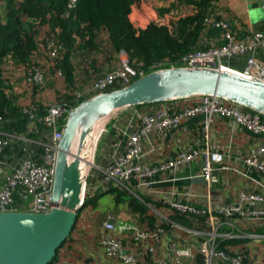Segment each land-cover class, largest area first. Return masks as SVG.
<instances>
[{
  "label": "trees",
  "instance_id": "16d2710c",
  "mask_svg": "<svg viewBox=\"0 0 264 264\" xmlns=\"http://www.w3.org/2000/svg\"><path fill=\"white\" fill-rule=\"evenodd\" d=\"M217 1L172 0L170 6L165 8L154 6L151 0H76L73 5H70L71 0H0L2 122L21 119L32 113H45L53 105L72 110L95 95L85 92L97 79L118 66L123 51L132 65L144 74L157 69L156 65L160 63L167 66L179 63L194 49L200 48L205 29L210 25L207 20L213 18ZM51 42L57 47L56 57L51 55ZM36 71L42 73V82L29 80V75ZM25 75L24 82L19 80ZM124 86L123 83H115L108 91ZM157 103L162 102L138 106ZM67 116L68 112H65ZM106 194L113 195L116 205L124 203L135 216L138 215L135 219L138 220L137 225L145 230L161 226L166 232L172 223H176L187 229L200 228L210 233L213 230L212 220L241 218L237 215L227 217L216 211L192 214L173 208L172 213L168 214L171 222L149 211L148 205L152 203L147 198L140 201L134 195L126 197L128 191L120 187H110L96 194L86 192L71 235L49 264L64 262L65 257L70 262L80 261L75 256L82 257L84 264H103L107 258L126 264L120 258L106 254L102 244L105 235L122 237L124 246L128 243L135 250L137 248L138 252H134L125 246L136 256L137 264L141 260L154 264L153 255L135 241L133 231L117 234L116 231L105 230L104 223L109 220L104 212L107 207L104 211L96 209L99 199ZM163 205L159 200L152 206L161 208ZM88 208L93 212H85ZM83 211L90 222L100 226L99 233L92 234L90 229H84L81 218ZM256 229L264 233L262 220ZM184 232L202 244V235ZM242 241L247 240H238ZM217 243L218 248L228 256L241 255L242 264L250 263L252 258L247 247L235 251L228 241L218 237ZM63 249H66L65 253ZM158 249L156 257H160ZM195 260L196 264L204 263L201 248L195 253ZM224 264L231 263L226 261Z\"/></svg>",
  "mask_w": 264,
  "mask_h": 264
},
{
  "label": "crops",
  "instance_id": "0c3cea01",
  "mask_svg": "<svg viewBox=\"0 0 264 264\" xmlns=\"http://www.w3.org/2000/svg\"><path fill=\"white\" fill-rule=\"evenodd\" d=\"M171 1L151 0L154 6L165 8L170 6ZM212 19V22L209 23L210 25L205 29L199 44L200 48L206 49L227 44L229 41L227 33H230L231 37L238 41L244 40L245 36L250 33H262L264 35V0H218ZM218 21L228 23L229 28L225 29L215 26ZM257 55L264 60L263 52H258ZM229 62H231L232 68L239 71H243L248 67L245 57L231 58ZM199 98L200 96L196 95L183 99L163 101L153 105H133L119 109L117 116L113 115L112 117L110 128L106 131L107 134L104 135V139H102V146L100 145L97 150L96 164L105 166L114 156L124 152L129 145L130 136L139 124L140 116L144 111H152L158 108H168L174 111L195 104L199 101ZM43 115V112H39L17 120H6L0 124L1 136L13 135V139L0 152V161L2 163L0 187L5 178L13 174L25 161H35L39 164L44 162L45 145L50 142L52 133L45 126ZM203 118L204 115L199 114L196 117L185 119L180 125L169 129L165 133L155 131L152 134L151 141L145 143L144 151L148 150L149 146L155 150L136 162L155 167L158 163L174 158L182 150L188 149L191 140L200 139L202 136ZM262 140L263 137L261 135L251 133L227 118L220 115L214 117L210 129L209 145L212 150L223 153V164L229 166V169L219 168L217 170L218 181L211 188V201L207 200L208 184L198 176L201 170L200 158L190 166L182 169L156 172L152 177L155 182L148 189L139 188V179L135 175L130 180V187L142 198H147L152 205L161 200L164 204L161 208H153L151 204L149 205L152 210L159 212L157 215H163L162 217L169 221L171 220L168 214L172 213L173 209L171 202L175 201L192 203L197 207L213 212L219 205L235 202L238 194L243 190L264 192V175L262 173L251 170L252 178H249L238 174L233 169H245L243 156L250 149L258 146ZM91 141H93V138ZM91 141H88V145H91ZM197 146L203 148L204 143L200 141ZM110 187L111 185L106 186L99 177H96L89 184L87 192L96 194L104 192ZM28 201L29 197L23 193L21 188H18L15 190L12 200L6 204V210L26 211L28 209ZM111 205L107 207L116 206L115 202ZM114 208L117 209L118 206ZM247 209L248 211L264 209V204L250 203L247 205ZM86 211L88 214L93 212L91 208ZM104 212L107 213L106 219L115 222L117 234L129 231L125 228L130 223L129 219H126V221L121 220L120 216L116 213L113 214V210L108 208ZM132 215L134 219H137L138 215L135 216L133 213ZM261 220L264 223V216L262 215L217 220L219 222L218 238L228 241L230 247L235 251H238L243 246L247 247L252 258L249 264H264V237H249L253 233L264 235V233L258 232L256 229L261 224ZM184 230L198 236L201 234L194 232L203 233L201 236L203 237V242L209 233L203 232L200 228L187 229L184 226L172 223V227L166 229L158 254L165 259L167 264H191L194 261L193 264L197 263L195 253L201 248L203 242L201 244L196 238L185 235L187 233ZM244 239L247 241L238 242V240ZM125 246L130 251L138 252L137 248L135 250L134 246L130 247L128 243ZM175 249L176 252L174 251ZM183 250L190 251V254L180 255V251ZM102 263L121 264L115 259L108 258ZM138 264H146V262L141 260Z\"/></svg>",
  "mask_w": 264,
  "mask_h": 264
},
{
  "label": "built area",
  "instance_id": "2783aa9c",
  "mask_svg": "<svg viewBox=\"0 0 264 264\" xmlns=\"http://www.w3.org/2000/svg\"><path fill=\"white\" fill-rule=\"evenodd\" d=\"M75 2L76 0H71L70 5H73ZM212 20V18L208 19V24ZM215 26L225 29L229 28V24L224 21L216 22ZM227 37L229 39L227 44L206 49L196 48L187 56L183 57L179 63L169 66L165 63H160L156 65L158 68L155 70L174 67L212 68L229 70L242 74L247 78L264 80V60L257 55L258 52L264 53V35L262 33H250L242 41L235 40L231 37L230 33H227ZM50 45L52 46L51 55L56 57L57 47L54 42H51ZM241 57L246 58L248 67L243 71L232 68L231 62H229L231 58ZM143 75H145L144 72L138 71L132 65L127 53L123 51L120 54L118 66L105 76L97 79L85 93L96 95L108 91L115 83H123L127 86L137 79L138 76L141 77ZM33 79L42 82V73L40 71L31 73L29 80ZM199 96V101L195 104L174 111L168 108L144 111L140 116L139 124L130 136L128 147L123 153L114 156L107 165H97L95 162L96 154H94L93 164L86 168L83 163L84 158L80 156L85 183L84 197L88 191L89 184L96 177H99L106 186H116L131 192L133 190L130 187V180L136 175L139 179V188L148 189L155 182L152 177L156 172L182 169L190 166L200 158L201 170L198 176L208 184L209 192L207 193V200L211 201V188L218 181L217 170L219 168L229 169V166L223 164V153L212 150L209 145L211 125L214 117L217 115L227 118L239 124L247 131L263 137L262 142L258 146L250 149L243 156V162L246 166L245 169H233L238 174L249 178H252L250 174L251 170H256L264 175V118L262 114L251 109H245L244 106L230 102L217 95L204 94ZM69 111L62 105H53L44 113V124L52 133L50 142L45 145L44 162L39 164L35 161H25L13 174L5 178L0 187V211L6 210V204L12 200L15 190L18 188H21L23 193L29 197L27 211L49 212L54 207L53 185L59 151L58 145L65 130V121L67 120L65 112ZM33 114H30V116ZM199 114L204 115L202 120V136L200 139L191 140L188 149L182 150L174 158L158 163L155 167L136 162L138 159L149 155V153L155 150L149 146L148 150L144 151L145 143L151 141L152 134L155 131L165 133L169 129L180 125L185 119L196 117ZM1 123L2 117L0 116ZM12 139L13 135L1 136L0 131V152ZM200 141L204 143L203 148L197 146ZM1 165L2 163L0 161V169ZM138 198L144 201L141 196ZM250 203L264 204V192L243 190L238 194L235 202L219 205L215 211L227 217L232 215L240 217L264 216V209L248 211L247 205ZM171 207L192 214H201L208 211L192 203L177 201L171 202ZM210 223L213 230L206 235L207 237L201 245V252L204 255L203 264H223L226 261L231 264H242L243 257L241 255L230 257L225 251L218 248L217 237L219 223L214 220ZM104 228L107 231H115L117 229L116 224L111 220L104 223ZM125 228L133 231L135 241L141 243L153 255L154 264H167L165 259L156 257V251L160 247L165 233L163 227L159 226L151 230H145L141 229L138 225H126ZM194 233L203 235L201 232ZM249 237L263 238L264 235L253 233ZM102 244L108 256L118 257L126 264H137L136 256L125 248L122 237L105 235L102 238ZM174 251L176 252V249ZM179 254L189 255L190 251L183 250Z\"/></svg>",
  "mask_w": 264,
  "mask_h": 264
},
{
  "label": "water",
  "instance_id": "95a60500",
  "mask_svg": "<svg viewBox=\"0 0 264 264\" xmlns=\"http://www.w3.org/2000/svg\"><path fill=\"white\" fill-rule=\"evenodd\" d=\"M217 95L264 115V80L212 68L174 67L149 72L122 88L85 99L68 112L59 141L49 212L0 211V264H49L68 239L84 204L80 154L69 158L75 135L79 151L93 124L115 111L139 104L196 95Z\"/></svg>",
  "mask_w": 264,
  "mask_h": 264
},
{
  "label": "rangeland",
  "instance_id": "374dc122",
  "mask_svg": "<svg viewBox=\"0 0 264 264\" xmlns=\"http://www.w3.org/2000/svg\"><path fill=\"white\" fill-rule=\"evenodd\" d=\"M26 79V75L24 76V78H22V77H19V80H23V82H24V80ZM119 111L120 110H117V111H115L114 113H112L111 115H110V117L109 118H107V122L105 123V125L103 126V128L101 129V131L99 132V133H97L96 135H94V136H92V138H94L95 136H97L96 137V139H95V145H94V148H93V151H92V154H91V161H93V159H94V153L97 155V152H95V150H96V146H97V142H98V146H97V150H98V148L100 147V145L102 146V139H104V135H106L107 133H106V131H108V129L110 128V122H111V120H112V117H113V115H115V116H117V114L119 113ZM106 119V118H105ZM103 120V119H102ZM101 137V138H100ZM99 140V141H98ZM91 141V140H90ZM90 143H92V141L90 142ZM89 143V144H90ZM90 146V145H89ZM96 150V151H97ZM96 155H95V157H96ZM96 162V161H95ZM128 191V190H127ZM131 195H134V196H136L137 197V199L138 200H140L138 197L140 196H138V193L135 191V190H133V191H128V194H127V196L126 197H130ZM141 201V200H140ZM99 205H98V207H97V209L96 210H102L103 209V211H104V208L105 207H107L108 205H110V206H112L111 204L112 203H114V199H113V195L112 194H106V195H104V196H101V198L99 199ZM116 206H118V208L117 209H115L114 207H116ZM116 206H114V207H107L109 210H113V213H116L118 216H120V218H121V220H125L126 221V219H129L130 221V223H128V226H133V225H137V222H138V220L136 221L135 219H134V216L132 215V212L127 208V206L124 204V203H122V204H120V205H116ZM149 206V211H151L152 213H155V214H159V212H157V211H155L154 209L152 210V208L150 207V205H148ZM85 210V209H84ZM87 210V209H86ZM86 210H85V212H86ZM85 212L83 211L82 212V216H81V218L84 220V221H82V225L84 226V229L86 228V229H90V231H91V233L92 234H94V233H99V230H100V226L98 225H94L93 224V222H90V219H88L87 218V215L85 214ZM160 216H163V215H160ZM83 223H86V224H83ZM64 250V252L63 251H61V252H63V253H65L66 252V249H63ZM87 251V250H86ZM72 256H74L73 254H71ZM68 257V256H67ZM78 260H80V261H78V262H70L68 259L69 258H66L65 257V261L64 262H61L60 264H84L82 261H81V259H83L82 257H78V256H75ZM82 262V263H81ZM86 264H89L88 262L86 263ZM122 264V263H121Z\"/></svg>",
  "mask_w": 264,
  "mask_h": 264
},
{
  "label": "bare ground",
  "instance_id": "6f19581e",
  "mask_svg": "<svg viewBox=\"0 0 264 264\" xmlns=\"http://www.w3.org/2000/svg\"><path fill=\"white\" fill-rule=\"evenodd\" d=\"M109 117H110V115L104 116L93 124V126L91 128V132L87 135L86 140L84 142V146L80 152H78L79 151V143H80V141H79L80 133L78 132L75 135L74 144H73V147L71 148V153L69 155V158L72 159L78 153V154H80V156H83V158H84L83 163L85 164L86 168H88L90 165L93 164V161H91V154H92L94 144H95L94 142H95V139L97 136H95L93 138V141H92L90 146L88 145V141H90L92 139L93 133H94V135H96L97 133H99L101 131V129L103 128L105 123L108 121L107 118H109Z\"/></svg>",
  "mask_w": 264,
  "mask_h": 264
}]
</instances>
